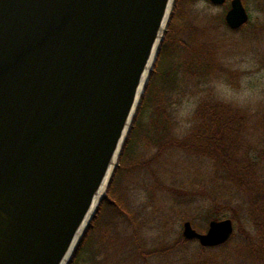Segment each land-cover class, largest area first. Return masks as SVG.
Returning <instances> with one entry per match:
<instances>
[{
    "label": "water",
    "instance_id": "95a60500",
    "mask_svg": "<svg viewBox=\"0 0 264 264\" xmlns=\"http://www.w3.org/2000/svg\"><path fill=\"white\" fill-rule=\"evenodd\" d=\"M222 7L227 0H207ZM176 0H0V264H71L119 167ZM227 26L250 22L232 0ZM231 219L183 236L215 248Z\"/></svg>",
    "mask_w": 264,
    "mask_h": 264
},
{
    "label": "trees",
    "instance_id": "16d2710c",
    "mask_svg": "<svg viewBox=\"0 0 264 264\" xmlns=\"http://www.w3.org/2000/svg\"><path fill=\"white\" fill-rule=\"evenodd\" d=\"M199 1L203 0H176L120 158L122 166L71 264H264V105L239 106L224 98L223 88L239 89L242 77L226 63L213 33L216 23L230 34L249 24L236 31L227 26L229 0L219 19L196 14L185 18L186 6ZM164 61L166 80L155 96L153 82ZM172 76L179 84L168 80ZM187 101H193L194 108L185 116ZM147 116L152 118L149 124ZM143 135L147 152L153 154L147 161L130 163L133 146ZM165 158L171 164L166 176L163 168L152 169ZM138 168H146L153 180L156 203L148 199L130 205L115 191L121 171L127 169L133 176ZM144 188L148 194L150 187ZM108 211L114 222L104 227ZM201 216L207 224H199ZM215 219L235 224L225 245L206 248L184 238L186 221L205 233Z\"/></svg>",
    "mask_w": 264,
    "mask_h": 264
},
{
    "label": "rangeland",
    "instance_id": "374dc122",
    "mask_svg": "<svg viewBox=\"0 0 264 264\" xmlns=\"http://www.w3.org/2000/svg\"><path fill=\"white\" fill-rule=\"evenodd\" d=\"M229 0V5H230ZM245 6L250 14V22L246 30L240 33L230 34L225 29L220 28L217 23L214 26L213 33L218 36L220 45L222 46L221 54L224 57L226 63L233 69H237L241 72V87L237 90L230 88H223L222 92L224 98L239 106L245 107H258L264 105V0H247ZM192 9V10H191ZM174 12V11H173ZM225 8L213 7L206 0L199 1L194 7L186 6L185 18H189L193 15H200L198 18L212 19L214 17L220 18L224 14ZM227 13V11H226ZM225 13V16H226ZM168 63L166 61L160 67V73L156 76L153 82V95H157V91L164 83V77L162 72L166 71ZM172 79V83L175 81L179 84V79L172 76L168 80ZM222 88V87H221ZM194 108L193 101H187L182 110L183 115L188 116L191 114ZM152 121L150 116H147L146 123L149 124ZM145 135L139 136L136 143L133 146V151L130 154L129 162L136 164L142 161L150 159V154L147 152V142L144 138ZM168 158L163 159L160 163L152 164L153 171H159L160 168L164 169L163 174L166 176L168 170L171 169V164L168 162ZM138 165V164H137ZM119 166L122 164L119 162ZM127 169L121 171V175L115 185V191L118 195H123L126 203L130 205H138L147 203L148 199H152L151 203H156L159 195L153 191V180L150 176L146 175V168H138L135 170L132 176ZM150 187L149 193L144 190V186ZM163 205V202L160 201ZM112 211V210H111ZM114 218L108 211L104 217V227L108 224L113 225ZM199 224H207L205 217H200ZM97 238L93 240V244Z\"/></svg>",
    "mask_w": 264,
    "mask_h": 264
},
{
    "label": "flooded vegetation",
    "instance_id": "af4514ba",
    "mask_svg": "<svg viewBox=\"0 0 264 264\" xmlns=\"http://www.w3.org/2000/svg\"><path fill=\"white\" fill-rule=\"evenodd\" d=\"M232 1V0H231ZM231 1H230V3H231ZM210 5H212V3L211 2H208ZM214 6V5H213ZM214 7H216V6H214ZM229 7H230V5H229ZM230 9V8H229ZM229 11V10H228Z\"/></svg>",
    "mask_w": 264,
    "mask_h": 264
}]
</instances>
